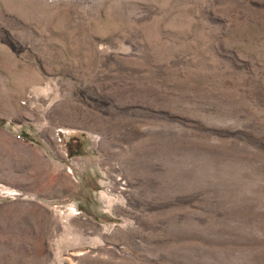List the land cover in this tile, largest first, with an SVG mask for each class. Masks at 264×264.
I'll use <instances>...</instances> for the list:
<instances>
[{"label": "rangeland", "instance_id": "rangeland-1", "mask_svg": "<svg viewBox=\"0 0 264 264\" xmlns=\"http://www.w3.org/2000/svg\"><path fill=\"white\" fill-rule=\"evenodd\" d=\"M0 264H264V0H0Z\"/></svg>", "mask_w": 264, "mask_h": 264}]
</instances>
